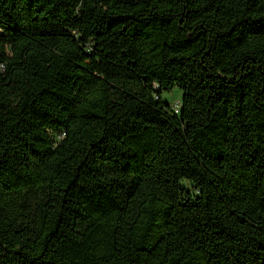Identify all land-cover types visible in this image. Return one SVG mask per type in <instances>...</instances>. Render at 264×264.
<instances>
[{
    "label": "trees",
    "instance_id": "16d2710c",
    "mask_svg": "<svg viewBox=\"0 0 264 264\" xmlns=\"http://www.w3.org/2000/svg\"><path fill=\"white\" fill-rule=\"evenodd\" d=\"M0 264H264V0H0Z\"/></svg>",
    "mask_w": 264,
    "mask_h": 264
},
{
    "label": "rangeland",
    "instance_id": "374dc122",
    "mask_svg": "<svg viewBox=\"0 0 264 264\" xmlns=\"http://www.w3.org/2000/svg\"><path fill=\"white\" fill-rule=\"evenodd\" d=\"M183 92L179 88H175L171 92H163L162 99L165 103L174 106L175 104L182 103ZM189 186V185H187Z\"/></svg>",
    "mask_w": 264,
    "mask_h": 264
},
{
    "label": "built area",
    "instance_id": "2783aa9c",
    "mask_svg": "<svg viewBox=\"0 0 264 264\" xmlns=\"http://www.w3.org/2000/svg\"><path fill=\"white\" fill-rule=\"evenodd\" d=\"M180 108H181V104H175V105L173 106V109H174V111H175L176 113H179V112H180Z\"/></svg>",
    "mask_w": 264,
    "mask_h": 264
}]
</instances>
